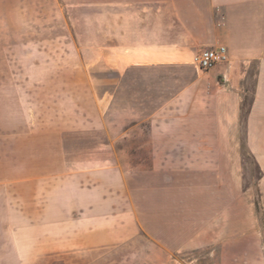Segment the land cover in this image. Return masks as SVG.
I'll return each instance as SVG.
<instances>
[{
	"label": "crops",
	"instance_id": "1",
	"mask_svg": "<svg viewBox=\"0 0 264 264\" xmlns=\"http://www.w3.org/2000/svg\"><path fill=\"white\" fill-rule=\"evenodd\" d=\"M114 5L100 15L99 48L102 61L118 71L117 80L134 77V68L193 64L206 47L224 45L227 60L207 72L182 73L186 83L145 125L136 122L112 139L102 122L73 132L82 140L70 147L61 142V164L53 159L57 141L44 146L41 123L30 131L21 121L0 126L7 223L98 224V241L86 238L89 230L84 241L98 243L88 254L100 264L102 257H113L114 264H264L262 220L235 216L240 208L235 142L227 135L243 119L244 145L262 183L264 0H114ZM251 62L256 69L248 98ZM136 127L145 129L144 137L125 136ZM124 144L133 150L124 153ZM124 159L139 163L127 168L120 163ZM108 218L115 223L112 231L106 229ZM107 240L116 241L115 248L107 249Z\"/></svg>",
	"mask_w": 264,
	"mask_h": 264
},
{
	"label": "rangeland",
	"instance_id": "2",
	"mask_svg": "<svg viewBox=\"0 0 264 264\" xmlns=\"http://www.w3.org/2000/svg\"><path fill=\"white\" fill-rule=\"evenodd\" d=\"M115 7L114 0H0V126L21 121L30 131L34 122L41 123L44 146L52 138L58 143L56 164L62 160L61 142L70 147L82 140L78 138L82 134L73 132L102 122L106 137L112 139L136 122L145 125L150 113L186 83L182 73L207 72L194 63L179 64L134 68L130 70L134 77L117 80L118 71L102 61L99 48L104 35L100 15ZM255 69L251 62L248 98ZM144 132L136 127L125 136L144 137ZM227 135L235 142L234 192L240 204L235 216L259 217L264 227V180L260 183V170L244 145L243 119ZM109 147L113 150L115 143ZM122 147L124 153L133 150L130 145ZM120 163L128 168L139 162ZM1 198L0 193V264H100L98 256L88 254L89 248H99L98 243L91 247L84 241L86 232V238L98 241L99 231H94L98 224L14 226L7 223L9 210L3 209ZM114 226L113 218H108L107 231ZM107 243V249L116 246L114 240ZM261 243L264 250V233ZM123 245L131 248L127 242ZM101 259V264H114L113 257Z\"/></svg>",
	"mask_w": 264,
	"mask_h": 264
},
{
	"label": "built area",
	"instance_id": "3",
	"mask_svg": "<svg viewBox=\"0 0 264 264\" xmlns=\"http://www.w3.org/2000/svg\"><path fill=\"white\" fill-rule=\"evenodd\" d=\"M227 60V49L224 45L206 47L198 51L192 62L201 70L213 68L217 63Z\"/></svg>",
	"mask_w": 264,
	"mask_h": 264
}]
</instances>
